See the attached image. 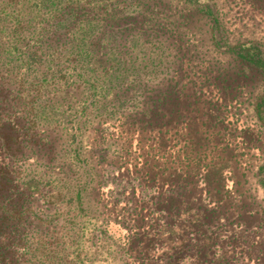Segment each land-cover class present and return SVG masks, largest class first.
<instances>
[{
	"label": "rangeland",
	"instance_id": "374dc122",
	"mask_svg": "<svg viewBox=\"0 0 264 264\" xmlns=\"http://www.w3.org/2000/svg\"><path fill=\"white\" fill-rule=\"evenodd\" d=\"M61 1L0 0V240L23 264H264V76L233 54L264 52V0ZM69 4L63 38H93L109 9L124 66L66 49L29 65Z\"/></svg>",
	"mask_w": 264,
	"mask_h": 264
},
{
	"label": "trees",
	"instance_id": "16d2710c",
	"mask_svg": "<svg viewBox=\"0 0 264 264\" xmlns=\"http://www.w3.org/2000/svg\"><path fill=\"white\" fill-rule=\"evenodd\" d=\"M59 2H62L59 0ZM123 1L119 0L117 3H115L114 8L112 9V13L118 14V9L120 3ZM73 3V2H71ZM78 5L69 4L61 9L57 13L54 14L52 19H45L44 26H42L41 31L35 35L34 38L31 40V44L33 45L32 52L30 53V56L28 57L30 59L29 65H31V62L35 63V59L39 57L42 62L52 65L56 58L59 57L60 53L62 52V49H66L67 51H63V56H67L69 54V51H78V56L85 55L89 58V60L93 61L96 59L98 62L106 63L107 59L104 60V62L101 61L100 57L103 54L107 55L108 52H112L113 56V63H116L117 65L124 66L126 59H123V55L128 54V51L131 47H128L127 44H124L123 41L126 38V30H123L121 35V41H117L115 33L113 32L115 30V25L118 23L111 22L113 18L111 12L109 9H102V12H104L103 18L96 23L102 22V28H99L97 35H95L93 38L90 35V39H86V37H82L81 43L78 44H72L70 41H66L63 36L65 34H68L69 30L71 29L72 25L78 19L83 16V13H81L80 7L77 8ZM206 14V13H204ZM207 15V14H206ZM122 25L125 26L129 22L132 23V21L126 22L125 18L122 17ZM128 19H131V17H128ZM20 25L19 21L18 24L15 27V34L16 36H19L21 34L20 31ZM130 29V28H129ZM124 36V38H123ZM92 38V39H91ZM123 43V46L122 44ZM87 46V49L84 50L83 46ZM127 48L126 51H118V54L122 53L123 55L118 56L116 47ZM13 49L16 51L19 50L17 45L13 44ZM126 46V47H124ZM121 47V49H122ZM238 50H234V60L240 61V63L243 61L245 63L251 64L253 67L257 68V71L264 76V52L257 44L251 43L249 46H239ZM57 55V56H55ZM69 58V57H68ZM80 60V59H77ZM127 61V60H126ZM241 63V66L243 64ZM50 67V66H49ZM52 68V66H51ZM61 71H59L60 73ZM80 74V73H79ZM81 76V75H80ZM46 78V77H44ZM37 80L42 83V77L36 78ZM119 84V83H118ZM118 84L116 85V88H118ZM123 86V85H122ZM120 87L119 92L116 91V97L117 99H120V97L123 95V87ZM114 93V94H115ZM40 98L39 95H36L34 97H31V100L26 103V105L31 106L29 110H40L43 111L48 107L47 104L42 105L41 107L36 105V100ZM150 101L146 103V113H153L154 108H158L159 104L161 103L160 98H154L149 99ZM159 103V104H158ZM254 111L256 114V117L264 122V89L262 91V94L256 99L254 103ZM25 109V108H24ZM260 174L264 176V167L259 169ZM264 188V184L261 185ZM5 207V205H3ZM1 220V219H0ZM6 239L0 240V264H23V261L21 260V253H20V247H22V243H20L19 239H12L9 235H6Z\"/></svg>",
	"mask_w": 264,
	"mask_h": 264
}]
</instances>
